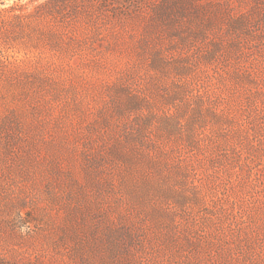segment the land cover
Here are the masks:
<instances>
[{
    "label": "rangeland",
    "instance_id": "374dc122",
    "mask_svg": "<svg viewBox=\"0 0 264 264\" xmlns=\"http://www.w3.org/2000/svg\"><path fill=\"white\" fill-rule=\"evenodd\" d=\"M0 264H264V0H0Z\"/></svg>",
    "mask_w": 264,
    "mask_h": 264
}]
</instances>
